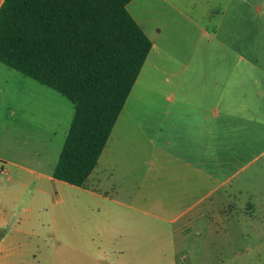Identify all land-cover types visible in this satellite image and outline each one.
I'll use <instances>...</instances> for the list:
<instances>
[{
    "label": "rangeland",
    "instance_id": "obj_1",
    "mask_svg": "<svg viewBox=\"0 0 264 264\" xmlns=\"http://www.w3.org/2000/svg\"><path fill=\"white\" fill-rule=\"evenodd\" d=\"M144 1L142 10L152 12L153 19L159 21L151 23L146 32L155 48L85 189L60 181L46 186L39 214L43 223L38 229L42 234L28 246L30 257L24 264L70 261L72 258L64 256L75 248L103 250L104 241L89 233L91 225L140 217L142 210L162 217L172 229L184 221L197 220L184 228L180 251L201 264H264V207L236 201L225 209L217 208L220 198L231 194L221 187V182L234 174L229 179L233 185L250 172L254 164L248 162L261 152L263 143L256 144L252 153L235 147L230 171L226 168L223 174L221 168L218 174L206 172L202 186L195 189L190 178L180 173V154L185 147L179 140L181 31L190 28L195 39L202 28L210 31L221 21L227 8L224 24L250 27L251 34L264 43V0ZM159 24L162 27L156 26ZM184 39L188 41V31ZM184 50L188 52L187 47ZM38 87L43 90L40 121L34 124L30 120L27 126L29 130H42V136L51 139L45 140L43 148L54 152L56 157L65 141L75 104L54 89L40 83ZM12 115L20 118V113ZM164 202L171 204L170 208L158 205ZM176 217L179 219L175 223L167 222ZM222 218H226L228 225L221 224ZM10 222L17 225V216ZM48 248L54 250V256L42 258L41 252ZM109 249H123L121 241L112 239ZM211 251L215 255L209 258ZM87 264L97 263L89 260Z\"/></svg>",
    "mask_w": 264,
    "mask_h": 264
},
{
    "label": "crops",
    "instance_id": "obj_2",
    "mask_svg": "<svg viewBox=\"0 0 264 264\" xmlns=\"http://www.w3.org/2000/svg\"><path fill=\"white\" fill-rule=\"evenodd\" d=\"M3 1L0 0V6ZM144 2L133 0L127 8L148 33L150 24L159 21L153 19L152 12L142 10ZM227 13L226 8L222 20L210 31L202 28L195 39L190 28L181 31L179 140L185 151L180 154V173L198 189L206 172L218 174L221 168L223 174L226 168L230 171L235 147L252 153L256 144L263 143L261 152L248 162L254 164L250 172L233 185L229 179L234 174L221 182V187L231 194L220 198L217 208L225 209L236 201L264 207V159L260 158L264 157V43L251 34L250 27L224 24ZM186 31L188 41L184 39ZM154 48L153 41L146 62ZM38 83L0 62V174L5 176H0V264L28 262L27 248L42 234L38 226L43 223L39 214L46 186L55 181L66 183L53 176L65 141L55 157L54 152L43 148L45 140L51 139L44 138L42 130H29L27 126L30 120L34 124L40 121L43 90ZM13 113H20V118ZM1 169H6L7 174ZM158 205L167 209L171 204ZM142 212L140 217L91 225L89 233L98 235L105 248H75L64 256L72 260L58 259L56 264H87L89 260L97 264H201L180 251L184 228L197 220L184 221L172 229L162 217ZM16 216L17 225L12 226L10 220ZM226 218L221 219V224L228 225ZM178 219L167 222L175 223ZM112 239L120 240L123 249L110 250ZM90 243L95 245V241ZM41 253L42 258L54 256V250L49 248ZM214 255L211 251L208 256Z\"/></svg>",
    "mask_w": 264,
    "mask_h": 264
},
{
    "label": "trees",
    "instance_id": "obj_3",
    "mask_svg": "<svg viewBox=\"0 0 264 264\" xmlns=\"http://www.w3.org/2000/svg\"><path fill=\"white\" fill-rule=\"evenodd\" d=\"M131 1L0 6V62L75 104L53 174L68 184L86 186L153 47L127 8Z\"/></svg>",
    "mask_w": 264,
    "mask_h": 264
},
{
    "label": "built area",
    "instance_id": "obj_4",
    "mask_svg": "<svg viewBox=\"0 0 264 264\" xmlns=\"http://www.w3.org/2000/svg\"><path fill=\"white\" fill-rule=\"evenodd\" d=\"M1 172L4 174H7V170L6 169H1Z\"/></svg>",
    "mask_w": 264,
    "mask_h": 264
}]
</instances>
